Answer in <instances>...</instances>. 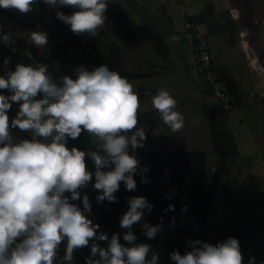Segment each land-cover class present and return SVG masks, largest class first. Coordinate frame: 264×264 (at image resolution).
Returning <instances> with one entry per match:
<instances>
[{"label":"clouds","instance_id":"obj_1","mask_svg":"<svg viewBox=\"0 0 264 264\" xmlns=\"http://www.w3.org/2000/svg\"><path fill=\"white\" fill-rule=\"evenodd\" d=\"M42 3L50 8L76 9L70 15L59 10L55 13L74 35L95 37L105 24L107 0ZM36 6L37 0H0V8L21 14ZM31 41L43 48L48 43L47 33L33 31ZM0 42L12 45L14 38L2 34ZM10 61L11 57H5L3 64L7 66ZM75 72L74 79L65 75L57 82L46 64L33 67L17 63L14 71L6 70V76H0V90L10 93L0 94V264H54L65 240L63 260L70 264L74 253L89 247L90 241L107 242V246L93 242L85 264H159L160 257L152 246L135 243L137 236L132 231L133 225L141 224L145 211H152L153 205L145 197L128 199V210L119 224L126 230V243H121L118 233L111 238L106 233L98 235L100 225L88 218L89 196H82L93 179L97 203L118 202L114 194L121 183L126 191H136L134 175H139L143 184L150 182L144 175L148 167H142L137 156L129 152L130 148L133 153L144 148L147 139L144 130L137 127L138 94L126 78L107 65L92 70L81 65ZM13 103L18 111L10 121ZM176 105L165 89H159L152 98L153 108L173 133L184 127V117L175 110ZM13 129L28 132L31 138L17 141ZM82 132L92 137L94 150L67 147L69 139H79ZM86 157L93 163L94 172L89 171ZM165 198L172 196L165 194ZM75 201H81L82 208ZM164 211H175V206L169 204ZM181 211H187V205ZM141 227L149 240L155 239L163 231V219L155 226L144 222ZM186 245L191 250L185 254L170 253L174 264H243L236 238L215 245L188 240ZM254 261L252 257L248 264Z\"/></svg>","mask_w":264,"mask_h":264},{"label":"rangeland","instance_id":"obj_2","mask_svg":"<svg viewBox=\"0 0 264 264\" xmlns=\"http://www.w3.org/2000/svg\"><path fill=\"white\" fill-rule=\"evenodd\" d=\"M229 1L107 0L105 24L98 29L92 54L101 53L104 57H110L119 74L120 68L131 75L160 73L153 77V91H149L150 87H143L150 80H129L140 102L137 127L142 128L147 137L142 149L185 148L204 152L206 185L215 171H221L222 174L216 198L204 225V242L210 243L230 226L241 224L247 229L240 243L243 264H248L252 257L255 258L254 264H264V63L262 65L259 58L251 63L252 59L258 57L257 49L252 45L243 46L249 35L244 29L246 23L238 20L239 33L229 31L231 25L222 10L230 7L233 14L237 13L236 4ZM193 8L195 12L191 11ZM50 10L51 18L47 26L37 28L22 26L0 13V35L10 34L14 38L12 45L6 46L0 42V76H6L5 70L14 71L17 63L33 67L46 64L57 82L65 75L74 79L75 70L81 65L88 70L96 68L93 63L74 62L73 39L84 41L89 36L74 35L70 26L55 15L57 10L70 15L76 9L62 7ZM8 11L32 21H35L32 18L38 19L39 16L38 5L27 14H21L15 9ZM220 15L222 20L217 19ZM186 19H195L207 38L214 55L213 71L222 79L229 78L234 86L238 97L233 107L225 110L209 84L197 75L192 51L185 36ZM128 20L151 26L163 50L157 51L155 39L144 43L128 40L125 37ZM33 31L47 33L48 43L45 47L38 48L31 41ZM242 32L246 33L245 36L239 35ZM13 47L17 51L16 58L7 50ZM63 49L69 52V62L56 67L57 64L50 60V54ZM5 57H11L7 66L3 64ZM159 89L167 90L177 101L175 110L184 117V127L179 132L173 133L164 125L152 106V98ZM4 95L10 93L5 91ZM213 106L220 108L221 113L216 112L214 118H211L209 110ZM17 111L18 105L13 103L8 113L10 121ZM145 111H152L154 118H146L143 115ZM152 122L157 124L154 129L150 128ZM12 131L16 134L18 129ZM217 133L229 140V150L225 149L222 137ZM85 135L88 136L86 133L82 137ZM19 136L17 141L31 138L28 132H21ZM89 138L93 147L92 137ZM215 143L226 153L217 152Z\"/></svg>","mask_w":264,"mask_h":264},{"label":"trees","instance_id":"obj_3","mask_svg":"<svg viewBox=\"0 0 264 264\" xmlns=\"http://www.w3.org/2000/svg\"><path fill=\"white\" fill-rule=\"evenodd\" d=\"M45 7L47 15L43 27L47 26L51 18L50 7L47 5H45ZM32 19L36 21L37 18ZM230 25L231 29L237 28L234 23H230ZM126 26L125 37L128 40L144 43L155 39V45L156 48H158L157 51L163 50L161 49V47H163L162 44L157 40L156 32L148 24H136L128 20ZM95 37L85 38L84 41L73 39L72 48L74 62H89L93 63L96 67L107 65L110 70L117 72L118 70L115 67L116 64L110 61V57H104L101 53L96 55L92 54L96 45ZM7 50L14 58L17 57V51L13 53L11 50ZM21 52H24L23 49ZM68 56V50L63 49L56 53H51L50 60L55 64H67L69 62ZM119 72L121 76L127 80L145 74L135 73L131 75L127 74V72L121 68ZM223 79L236 99L238 94L234 86H232L230 79ZM5 91L6 90H0V94H4ZM143 115L146 118H154L152 111H145ZM156 125L155 122H152L150 128L154 129ZM83 134H86V132H82L81 138L77 140L69 139L67 147H76L79 150H94L91 146L89 135L82 137ZM216 135L222 137L225 149L229 150L231 146L229 140L219 133ZM215 144L217 152H221L222 154L226 153V150L224 151L217 143ZM129 152L137 156L142 167H148L149 171L144 175L150 182L148 184H143L140 182V176L134 175L133 178L137 183L136 191H126L124 184L121 183L119 191L114 194L118 202H108L105 200L97 203L95 197L98 193L97 190L92 187L94 183L93 179V181L82 190V196L87 194L91 204V213L88 215V218L91 219L94 224L100 225L98 235L100 233H106L109 238H111L113 233H118L120 234V242L126 243L123 241V234L126 230L120 228L119 224L121 217L128 210L127 201L132 197H145L147 201L153 205V208L151 212L145 211L141 224L147 222L155 226L161 222L162 218L163 231L158 233L155 239L149 240L144 235L141 224L133 225L132 231L137 236L135 243L150 244L152 246V251L156 252L160 257L159 264H174V262L170 260V253L178 251L183 255L187 251H190L191 248L186 245V241L197 239L203 242L206 241L204 239V225L217 195L218 186L221 181V171H215L209 184L206 185V156L204 152L187 150L185 148H177L175 150L137 148L134 153L130 148ZM86 164L89 171L94 172L93 163L87 157ZM165 194H170L172 199H166ZM66 195L70 194L66 193ZM75 203L82 208L81 201H75ZM169 204L175 206V211H164ZM185 205H187V211L182 212L181 209ZM173 218L175 221L174 225L172 223ZM246 231L247 229L241 224L232 225L210 242V244L215 245L218 242H223L229 237L236 238L239 243H241ZM93 242L99 243L101 247L107 246V242L90 241L89 247H85L74 253L71 264H85L86 258L90 257V245ZM65 248L66 240L61 243L57 253V260L54 264H70V262L63 260ZM95 258L98 257H94L93 259Z\"/></svg>","mask_w":264,"mask_h":264},{"label":"built area","instance_id":"obj_4","mask_svg":"<svg viewBox=\"0 0 264 264\" xmlns=\"http://www.w3.org/2000/svg\"><path fill=\"white\" fill-rule=\"evenodd\" d=\"M185 36L190 45L195 69L199 78L209 84V88L223 104L225 110L233 107L236 101L235 97L225 81L213 71L208 40L195 19L185 20Z\"/></svg>","mask_w":264,"mask_h":264},{"label":"flooded vegetation","instance_id":"obj_5","mask_svg":"<svg viewBox=\"0 0 264 264\" xmlns=\"http://www.w3.org/2000/svg\"><path fill=\"white\" fill-rule=\"evenodd\" d=\"M235 3L237 13L233 14L231 8L228 7V10H222L225 18L230 22L234 23L237 28L230 29L231 32L237 31L239 33V24L238 20H242L246 25H244L245 32L248 33L247 41L248 45H252L256 47L258 57L256 59H260L262 61V65L264 63V37L262 34L263 30V22L264 17L260 13L258 5L255 0H230L229 2ZM226 5L229 4L226 2ZM222 14V13H221ZM230 14V15H229ZM228 15L230 17H228ZM228 17V18H227ZM245 32H242L239 35L245 36ZM264 67V66H263ZM263 67H261L263 69ZM259 106V105H258ZM218 110V114L221 113L220 108H216Z\"/></svg>","mask_w":264,"mask_h":264},{"label":"water","instance_id":"obj_6","mask_svg":"<svg viewBox=\"0 0 264 264\" xmlns=\"http://www.w3.org/2000/svg\"><path fill=\"white\" fill-rule=\"evenodd\" d=\"M255 1L258 5L260 13L264 17V0H255ZM37 5L39 8V16H38V19L36 21L25 19L19 15H16V14H14L8 10H4L2 8H0V13L5 15L9 19L17 22L18 24H21L22 26L37 28V27L43 26L44 21L46 19V15H47V10H46L45 5L42 3V0H37ZM262 34L264 37V22H263ZM216 112H218V110L216 108L210 109L209 110V117L214 118Z\"/></svg>","mask_w":264,"mask_h":264},{"label":"crops","instance_id":"obj_7","mask_svg":"<svg viewBox=\"0 0 264 264\" xmlns=\"http://www.w3.org/2000/svg\"><path fill=\"white\" fill-rule=\"evenodd\" d=\"M191 11L192 12H195V10H194V8L193 9H191ZM217 19H219V20H222V16L220 15V17H218ZM217 21V20H216ZM133 22V21H132ZM213 24H214V22H213ZM230 31V30H229ZM231 32V31H230ZM211 51V50H210ZM211 56H212V65H213V62H214V55L212 54V52H211ZM153 73V74H152ZM160 75V73H158V72H156V73H154V72H149V73H145V74H142V75H140V76H138V77H136V78H132V79H137V78H139V79H146V80H150V82H146V83H148V85L146 84L145 86H143V84H140L141 85V87L143 86V87H150V89H149V91H153L154 89H155V82L153 81L154 80V78L153 77H155V76H157V75ZM129 81V80H128ZM158 81V80H157ZM158 86H157V83H156V88H157ZM213 108H216V107H212V108H210V109H213ZM160 125H161V123H160ZM160 125L158 126V129H159V127H160ZM12 134H13V137H14V139H16L17 140V137H21V136H19V135H21V131L18 129V132L16 131V134H14L13 133V131H12Z\"/></svg>","mask_w":264,"mask_h":264},{"label":"bare ground","instance_id":"obj_8","mask_svg":"<svg viewBox=\"0 0 264 264\" xmlns=\"http://www.w3.org/2000/svg\"><path fill=\"white\" fill-rule=\"evenodd\" d=\"M247 45H248V42L245 40V42L243 43V46H246L247 47ZM255 58V57H254ZM257 59L255 58V59H252L251 60V63L253 62V63H255V61H256Z\"/></svg>","mask_w":264,"mask_h":264}]
</instances>
